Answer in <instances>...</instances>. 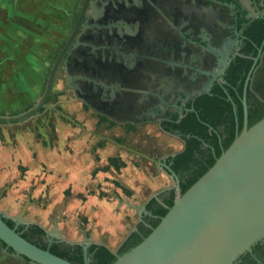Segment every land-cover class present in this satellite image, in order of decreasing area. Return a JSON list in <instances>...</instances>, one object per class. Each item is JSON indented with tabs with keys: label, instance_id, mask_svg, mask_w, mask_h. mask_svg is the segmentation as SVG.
Instances as JSON below:
<instances>
[{
	"label": "flooded vegetation",
	"instance_id": "flooded-vegetation-1",
	"mask_svg": "<svg viewBox=\"0 0 264 264\" xmlns=\"http://www.w3.org/2000/svg\"><path fill=\"white\" fill-rule=\"evenodd\" d=\"M52 1L0 0V23L15 25L16 34L21 29V21L55 22L56 28L61 27L54 36L51 33L58 45L52 46L51 42V55L47 60L42 59L46 75L39 89L35 72L21 92L20 42L16 41L10 50L0 45V76L3 75L0 114H17L40 97L50 68L70 36L84 2L73 0L75 4L69 8ZM87 8L70 53L61 62L63 70L54 80L51 91L55 95L46 101L51 106L36 120L5 128V135L0 129V144L31 150L29 161L46 165L54 157L43 149L58 148L66 129H76L77 134L66 137L58 149L67 148V142L74 137L86 143L93 140L106 153V163L95 164L90 179L82 190H77L76 196L97 206L98 200L112 202L115 214L135 217L128 231L133 225L134 229L119 242L118 250L139 223L149 227L145 217H155L148 209L152 199L164 206L163 199L170 192L176 195L179 178L170 167V159L184 150L185 140L172 125L179 124L189 113L198 116L196 107L208 96L231 104L232 112L228 115L235 120V134L244 127L245 116L249 127V119L264 112V0H90ZM31 25L26 29L29 33L34 31L30 30ZM114 35L125 41L120 51L113 45ZM106 85H111L112 94L110 100L104 101L102 93ZM225 129L226 126L221 127ZM111 131L116 133L111 136ZM134 133L135 138L130 141L128 137ZM168 140L172 144L180 143L179 150L164 146ZM201 147H208V143L202 140ZM61 152H55L56 159L66 158ZM132 155L137 158L135 169L138 171L147 168L144 162L152 168L146 185L136 194H132L129 181L121 172ZM161 163L168 169L161 167ZM97 172L100 174L95 175ZM78 178L82 179L79 173ZM103 180L113 184H103L98 191ZM17 182V179L0 177V210L17 232L24 233L38 226L48 246L61 242L79 245L73 242H82L86 236L92 239L88 248L104 243L106 246H101L111 249L105 237H97L94 219L79 211L74 216L65 208L72 200L73 184L64 190L65 198L54 201L47 191L35 195L32 185L12 189L18 186ZM148 188L153 191L144 200H137ZM8 195L15 200L11 208L4 205ZM146 200L138 219L137 206ZM48 210L51 213L46 222L31 216ZM21 211L24 214L22 218L16 217L18 223L7 218ZM59 213L62 220L58 226L68 233L66 240L51 238L44 229L52 228ZM68 222L73 226L67 231ZM1 245L0 250L4 251V244ZM5 251L11 254L10 250ZM233 264H264V240Z\"/></svg>",
	"mask_w": 264,
	"mask_h": 264
},
{
	"label": "water",
	"instance_id": "water-1",
	"mask_svg": "<svg viewBox=\"0 0 264 264\" xmlns=\"http://www.w3.org/2000/svg\"><path fill=\"white\" fill-rule=\"evenodd\" d=\"M89 2L84 0L71 34L50 68L40 97L17 114H0V129L4 135L5 128L36 120L51 106L46 101L55 95L51 91L54 80L63 70L61 62L70 53ZM112 42L117 51L125 44L118 35H114ZM106 86L102 93L104 101L110 100L112 94L111 85ZM243 104L246 109L244 101ZM246 123L245 116L242 130L185 192L181 193L177 180L172 205L146 237L122 254L116 253L119 245L110 249L115 255L112 264H233L264 240V116L249 127ZM161 167L168 169L162 163ZM154 195L156 193L147 200ZM147 200L137 206L138 219L139 210L144 211ZM23 214L21 211L7 218L18 223L16 217L22 218ZM5 219L6 215L0 210V242L4 244L0 264H73L29 242L14 227L8 226ZM59 220H62L60 213L59 219L52 222V228H44L45 232L51 238L66 240L68 233L59 229ZM133 229L134 225L120 244ZM91 242V237L86 236L82 242H73L81 245L85 264ZM5 250H10L11 254Z\"/></svg>",
	"mask_w": 264,
	"mask_h": 264
},
{
	"label": "trees",
	"instance_id": "trees-1",
	"mask_svg": "<svg viewBox=\"0 0 264 264\" xmlns=\"http://www.w3.org/2000/svg\"><path fill=\"white\" fill-rule=\"evenodd\" d=\"M197 108L198 116L189 113L173 129L185 140V148L182 152L170 159L171 169L179 178L181 193L185 192L207 169L215 162L216 158L225 150L235 137L233 131L235 120L228 113H231V104L216 96L204 97L199 101ZM264 116V112L257 117L249 119V126ZM207 123V125L201 123ZM241 121V118H239ZM226 126L225 131L221 130ZM188 135V137L186 136ZM206 141L208 147H201V141ZM175 194L170 192L163 199V205L151 200L148 209L155 217H145L149 227L143 223L137 225V230L119 247L117 254H122L138 244L154 228L159 219L165 215L167 208L173 203ZM8 226L12 227L9 220H5ZM23 238L43 249H48L51 253L70 261L73 264H85L84 252L80 245H69L67 243H54L50 246L43 240V230L38 226H33L24 233H20ZM89 261L87 264H112L115 255L105 246L91 245L87 250Z\"/></svg>",
	"mask_w": 264,
	"mask_h": 264
},
{
	"label": "crops",
	"instance_id": "crops-1",
	"mask_svg": "<svg viewBox=\"0 0 264 264\" xmlns=\"http://www.w3.org/2000/svg\"><path fill=\"white\" fill-rule=\"evenodd\" d=\"M52 2L58 6L69 8L73 7V5L75 4L73 0H53ZM22 10V12H25L24 9ZM19 25L20 28H22V21ZM1 27H4V29L0 30V45L3 44L6 48H8V50L12 49L16 41H19L21 45L23 42H26L23 41L22 38L25 39L27 37L26 35L30 36V33L27 32V30L22 31V29L18 30L19 32L18 34H16L14 31L16 27L11 23H0V28ZM40 35L41 36L39 37L42 38L43 42H47L50 32H48L46 29L43 30ZM37 36L38 35L36 34L35 37ZM25 62L27 63V61ZM22 65L20 54V78L21 71L25 68L26 64L24 63ZM25 81L26 80L21 79V86L29 85L27 84V82L25 83ZM75 134H77L76 129H66V131L63 132V135L60 136L61 141H59L60 145L58 146V148H61V146L64 145V139L66 137H70L71 135L73 136ZM82 138H84V135L82 136ZM80 140L81 139H77V137L72 138V140L67 142L66 145L68 146L64 150L63 148L58 149L56 147L43 149V151H50V154H48L53 155L54 157V160L50 161V163L47 162L46 165H35V163L29 161L31 150H27L25 148L21 149V146H12L13 144L7 146H5V144H0V177H2L3 179H17V181L19 182V188L22 189L26 188L27 185H32L35 195H39L41 192L47 191L48 196L51 197L54 201L65 198L64 190L68 187V185L73 184L72 189L74 191V194L72 196L71 202H69V204H67L65 208L72 213H78L79 211L81 214H84L90 219H94V224L97 226V229L101 226V228L110 231V233L112 231V233L110 234L111 239V237L113 238V236L115 235L114 232L117 229H122L123 227H125L122 216L120 214H115L113 211L114 203H102L101 200H98L99 206L95 205V203L92 202L93 208L88 209V206L85 204L89 203L90 201H84V203H82L81 205V201L78 199V197H76L77 190H82L83 185L88 179H90V176L92 174L91 172L94 169L95 164L98 162L100 164L106 163V153L100 148L96 147L93 140L88 141V143ZM58 150H61V153L64 155H62L61 153L59 154H61V156H65L66 158H64L63 160L56 159L57 154L55 152ZM20 166L26 169H23L22 171L20 169ZM70 166L74 168L76 167L78 171L79 169H82L81 176L83 180L79 179L78 177L76 178L73 175L72 178H68L66 180L67 183L65 185H58L59 183H61L63 175H69L71 173V169H69ZM121 170V172H123L125 176L133 173L134 175H137L136 178L138 179H141V177H143V174H145L143 170L138 171L131 164H128ZM72 172H74L73 169ZM75 173L76 175H78L79 172ZM97 174L99 175L100 172H97L96 175ZM113 225H115V227H113Z\"/></svg>",
	"mask_w": 264,
	"mask_h": 264
},
{
	"label": "rangeland",
	"instance_id": "rangeland-1",
	"mask_svg": "<svg viewBox=\"0 0 264 264\" xmlns=\"http://www.w3.org/2000/svg\"><path fill=\"white\" fill-rule=\"evenodd\" d=\"M37 18L39 19V17H37ZM43 23H45V22H43ZM43 23L42 22H38V21L31 22V23L27 22V21H22V28H21L22 31H24L26 29L28 30L29 29L28 25L32 24L30 30L32 29L34 31H30V34H29L30 36L26 35L27 37L25 39L22 38V40L26 41V42H23L21 44V53H20L21 54V65L25 63L26 66H25L24 69H22L23 67L21 68L22 71H21V78L20 79L26 80L25 83L27 82V84H28L29 83L28 80L29 79L31 80L34 77V73L36 72L35 77L37 78L36 80L38 82L37 83V89H39L41 87V82L43 81V79L45 78V75H46V73L44 72L42 59L47 60L48 55L49 56L51 55L50 54L51 53V49H50L51 42H52V46H55V44L58 45V41L54 40V37L52 38L51 33L54 36V34L58 33V31H60V29H61V27L60 28L59 27L56 28V26L54 25L55 22H48V23H45V24H43ZM66 26H68V23L66 24ZM46 29H47L48 32H50V35L48 36V41L47 42L44 41V42H46V43H44L42 38L39 37V36H41L40 35L41 31L42 30H46ZM36 34L38 35L37 37H35ZM29 41H30V43H29ZM29 44H30V46H29ZM25 61H27V63ZM2 76H0V84L2 82L1 81V77ZM25 86H27V85L21 86V92L22 93L25 91ZM115 133L116 132L111 131V132H109V135L113 136ZM141 135L142 136L145 135V137L147 136L146 134H141ZM134 138H135V133L134 134H130L129 137H128V139L130 141H133ZM168 142H169V140H168ZM167 145H169L168 148H170V149L179 150L180 143H178V145L177 144H172V140H171L169 143H167V144L165 143L164 144V146H167ZM122 155L125 158L126 154L122 152ZM130 161H129V165L131 164L135 168L136 167L135 164L137 162V158L132 155ZM144 165H146L147 168L144 169V173L145 174H143V177H141V179L136 178L137 175H134L133 173L126 176V178L129 181V184H130L129 188H130L132 194H136L140 187H144L146 185L147 175L149 177V174H150L149 172L152 170V168H151V166L147 165V163H145V162H144ZM69 169H71V173L69 175H63L61 183H59L58 185H60V186L65 185L67 183L66 180L68 178L69 179L72 178L74 174H75V177L77 178L78 175H76L75 172H79V175H81L82 169H79V171H78V169L76 167L74 168L72 166H70ZM72 169H73L74 172H72ZM65 170H66V168H65ZM117 174H119L118 171H117ZM10 179H13V178H10ZM103 181L104 182H102V183H100L98 185V191H99L100 187H102L101 185L106 184L108 182L112 183V181H109V180H103ZM17 183L16 184L18 186H15L12 189L16 190V189L19 188V182H17ZM76 185H78V184H76ZM152 191H153L152 189L148 188V191L146 193H144L143 195H141V193H140V196H138L137 200H144L147 197V195H149ZM95 193H97V192H95ZM84 195H86L85 192H84ZM80 201H81V205H82V203H84V200L81 199ZM4 203H5L4 205H6V207H8V208L13 207L14 204H15L14 197L8 195L4 199ZM85 205L88 206V209L93 208L92 202H89V203H87ZM49 213H51L49 210L46 211V212H41L40 211V212L32 213L31 216L40 219L42 222H46V218H47ZM73 214H74V216L77 215L76 212L73 213ZM123 218L124 217L122 216V220H124V223L126 224L125 227H123V228L121 227L122 229H117L114 232L115 236L113 238L111 237V239H110V234L112 233V231L110 233V231L104 230L103 228H101V226L97 230V237L98 238L105 237L107 245L110 248H115V246H117L119 244V242L123 239L125 234L128 232L129 226H131V224L135 220L134 216L125 217L124 219ZM71 222H68L65 225L67 231L69 229H71V227L73 226ZM113 227H115V225H113Z\"/></svg>",
	"mask_w": 264,
	"mask_h": 264
}]
</instances>
